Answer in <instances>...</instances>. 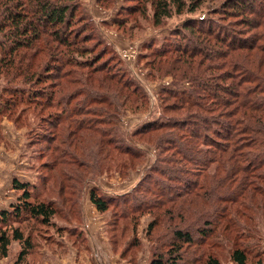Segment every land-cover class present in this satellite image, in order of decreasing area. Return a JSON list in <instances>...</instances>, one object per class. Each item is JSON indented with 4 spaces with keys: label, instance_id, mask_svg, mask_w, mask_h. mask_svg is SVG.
I'll return each mask as SVG.
<instances>
[{
    "label": "rangeland",
    "instance_id": "obj_1",
    "mask_svg": "<svg viewBox=\"0 0 264 264\" xmlns=\"http://www.w3.org/2000/svg\"><path fill=\"white\" fill-rule=\"evenodd\" d=\"M152 1L77 0L69 33L73 37L78 36V46L91 47L92 54L100 52L98 62L105 65L102 71H96L94 68L88 71L87 68L80 69V73H70L73 83H67V87L61 90L59 83L64 82L61 78L52 77L39 83L28 80L35 70L45 71L46 59L43 53L47 35H43L38 41L34 47L37 50L31 51L26 57L20 58L23 51L13 57V53L0 50V93L5 86L15 85V89L4 95L11 98L10 106L0 111V212L15 209L14 205L19 202L22 190L14 187V179L37 183L41 189L38 200L49 199L58 211L51 225L32 219L28 215L17 220L11 214L7 224L0 220V230H8L12 235L13 228L19 227L25 236L30 235L32 238L33 249L20 264H151L161 253L169 256L168 250L172 248L174 231L187 227L191 228L195 242L190 245L184 241L181 243L183 248L180 253L185 263L195 262L211 253L219 258L221 264H235L231 259V250L242 246L248 250L249 261L264 264V178L256 180V189L251 184L250 187L254 189L252 198L239 197L240 201L246 198V205L240 208L245 215L238 216L231 210L222 214L221 206L234 205L228 201L230 199L226 201L217 196L220 193H233L237 177L228 183V189H222L221 177L225 179L226 175V171L222 169L218 178L213 179L215 186L207 190V193L205 190L199 191L198 194H195V190L189 194L176 193L175 186H178V181L174 180V176L181 179L192 175L191 171L183 172L179 168H196L194 163L182 159L181 150L179 152L171 145L170 139L178 138L181 141L186 140V146H192L186 133L181 129L174 131L176 128L173 130L171 124L159 130L151 129L142 134H134L142 122L166 119L165 116L177 120L186 118L198 110L195 106L190 108L182 104L173 96V92L163 90L167 88L179 92L193 86L189 71L183 72L186 66L182 61L189 62L192 59L199 63L201 71L193 75L209 77L225 72L229 66L227 64L220 69L204 70L210 62L221 63L226 60L229 63L230 60L238 58L234 51L230 54L233 59L227 56L220 59L211 48L215 41L208 40L207 35L197 32H192V37L206 46L208 53L217 57L215 60L214 57L212 60L206 59L202 66L201 55L189 60L188 55L180 52L156 54L158 52L155 50L165 44L188 43L182 39V33L176 35L183 23L194 21L193 23H200L204 28L211 23L214 28L231 27L248 31V34L263 33L258 41L263 45L264 25L250 28L245 25V14H233V11L222 13L221 10L216 12L215 9L221 7L225 0H187L181 13L176 11V7L170 17H162L160 23H157L153 16ZM189 4L199 5L191 13L188 11ZM130 6L134 8L129 10ZM254 18L252 15V21ZM47 27L53 29L50 24ZM0 37H3L2 33ZM54 44L56 45V42ZM188 45L189 48L193 46L191 43ZM216 48L225 49L221 43L216 44ZM55 52L57 53V50ZM237 52L249 55L247 50ZM260 55L255 51L254 55L248 56L246 60L250 61L252 57L255 71L264 76V68L258 69ZM37 57L42 59V65ZM61 57L63 54L60 52V60L51 59L49 62L60 63ZM9 58L15 61L12 67L7 65ZM175 60H178L177 64L174 63ZM31 62L35 69L30 67V74L27 75V69L24 67L30 66ZM17 65L20 68L13 72ZM243 66L246 68L244 64ZM107 72L112 73L111 77ZM125 80L132 84H126ZM210 82L215 83L214 79ZM228 84L230 80L227 86ZM29 85L36 90L34 93L23 91L24 86L29 88ZM135 88L138 90L134 91ZM78 89L80 90L74 95L69 108L72 109L77 103L85 106V111H82L87 118H101L98 124L100 127L111 126L118 142L124 145L127 142L133 143L140 150L139 154L132 157L121 153L119 148L105 146L110 136L108 134L95 133L80 137L84 130H76L73 134V125L68 123L60 135H57V126L53 127L46 119L51 112L60 110V96L70 95ZM50 92L54 94L51 107L39 104L37 100L41 98L45 101ZM219 92L225 96V92ZM35 94H38V99L29 101V95ZM99 94L104 98L94 101L93 98ZM1 100L2 96L0 102ZM211 100L206 96L202 102L209 105ZM95 112L97 115H94ZM83 116L80 114V117ZM110 117L113 119V125L108 124ZM190 128L193 131L198 130L193 125ZM44 131L55 134V139L52 141L42 137ZM209 136L213 138L215 134L210 132ZM214 166L215 163L210 168ZM157 168L165 169L164 175ZM258 172L264 173V169ZM143 178V185L149 190L143 195L141 190H144V187L141 188L137 194L131 195L127 204L132 207L133 204H140L143 198L145 200L141 208L145 209L132 212L128 206V214L122 216L123 208L119 209L112 204L108 210L100 211L91 200L92 191L106 196L129 193ZM73 183L75 188L68 186ZM170 184L175 186L167 191L169 189L164 185ZM161 190L168 193L165 194ZM37 191L35 189L32 193ZM133 196L139 198L135 199ZM149 200L153 205L146 207ZM216 217L219 222L218 225L215 224L217 227L214 233L200 243L201 235L197 226L202 227L205 225L204 220H211L209 226L212 227ZM21 245L20 241L13 239L9 254L1 259V264H15Z\"/></svg>",
    "mask_w": 264,
    "mask_h": 264
},
{
    "label": "trees",
    "instance_id": "obj_2",
    "mask_svg": "<svg viewBox=\"0 0 264 264\" xmlns=\"http://www.w3.org/2000/svg\"><path fill=\"white\" fill-rule=\"evenodd\" d=\"M186 1L187 0H153V16L157 19V23H160L162 17H170L172 11L176 7H178L176 11L181 13L186 7ZM77 4V0H0V33L3 34V37H0V50L13 53V57L15 54H20V52L23 51L20 58L26 57L31 51L37 50V48L34 47L43 35H47L46 46L44 47L45 52L43 53V57L46 59V63L44 64L45 71L36 72L35 70V72H33L34 74L32 73L28 80H34L36 83H39L43 80L51 79L52 77L61 78L64 81L61 82V84L59 83L61 90L67 87V83L71 82L70 85L73 83L69 76L72 72L80 73V69L85 70L87 68L88 71L92 68L96 71L103 70L102 67H104L105 63L101 65L98 62L100 52H94L92 54L90 53L92 51L91 47L78 46V36L73 37L71 36L72 34L69 33L71 29L70 26L73 24ZM198 5L199 4L187 5L188 11L192 13L197 9ZM131 8L134 7L130 6L129 10H131ZM219 10H221L222 13H225L224 11H229L226 13H231V11H233V14H245L244 21H247L245 25L250 28L264 25V0H225L221 7L215 9L216 12ZM252 15L253 18L255 17L253 21L251 19ZM193 22L194 21H191V23L186 21L181 25L180 31L176 33V35L182 33V39L191 43L193 45L192 48H189L188 43L182 42L177 44H165L161 48L155 50L158 52L156 54L165 55L171 51L180 52L185 56L188 55L187 58H189V60L194 56L201 55L202 63L200 64L203 66V61H206V59L212 60L214 56L208 53V48H206V46L194 40L192 32H197L200 33V35H207L208 40L213 39V41H215V44L212 45L211 48L214 54L217 53V57L220 59L226 56L230 57L231 52L234 53V51L238 58H235L234 61L230 60L229 63L228 61L226 62V60L221 63L210 62L205 68L202 67L204 70L208 71L213 68L220 69L223 65L226 67L227 64H229L225 72L223 71L220 74L217 73L209 77L201 74H196L197 76L193 75L195 72L201 71L199 63H195L192 59L189 62H187V60L182 61L186 66V70H183V72L186 73L187 70L189 71V75H191L190 79H193V86L179 92L168 90L167 88H163V90L173 92V96L177 97L182 104L190 108L195 106L198 110H195L191 115L186 116V118L177 120L173 117L165 116L166 119L160 118L142 122L136 128L134 134H142L146 131H151V129L159 130L171 124L170 127H172L173 130L176 128L174 131L181 129L185 132L188 138L193 140L190 141L188 139V141L192 143V146H190V144L186 146L188 144L187 141H181L178 140V138H171V145H174L179 152L181 150V154L185 156H181L182 159L186 162L194 163L196 168L192 170H188L186 167L179 168V170L183 172L191 171L192 175H186L181 179H177V177L174 176V180L178 181L176 182L178 186H175V184L164 185L168 187L167 189L169 190L167 191H170L171 188L175 186L177 187L175 189L176 193L179 194H181V192H188L189 194L194 192V190L196 191L195 194H198L199 191L202 190H205V193H207V190L215 186L216 182L214 180L218 178V173L223 169L226 171V175L225 179L221 177L220 184L222 189H228V183L232 182L234 180L233 178L236 177L237 184L235 185L234 194H230V192L228 194L220 193V195L217 196V198L222 197L226 199V201L230 199L228 201L234 205V207L221 206V212L223 214L225 211L231 210L238 216H243L245 213H243L240 208L246 205V198L240 201L239 197L247 196L252 198L253 196L251 193L257 188L254 183L256 180H262V178H264V173L258 172L260 169H264V76L255 71L252 57L250 61L246 60L248 56H253L256 51L261 54L258 69L261 70L264 68V45L258 42L261 38L260 35H263V33L248 34V31L236 30L231 27L222 28L217 26V28H214L211 23L207 28H204L200 23L198 25L197 22ZM48 24L53 26L52 30L47 27ZM209 36L212 38H209ZM54 42H56V45ZM218 43H221L225 49L219 50L216 48V44ZM56 50L57 53L55 52ZM244 50H247L249 55H243L242 52H237ZM60 52L63 54L60 63L52 64V62H49L51 59L60 60V58H58ZM217 57H214V60ZM230 58L233 59L232 56ZM3 60H5L6 63V59L3 58ZM37 60L42 65V59L40 60L37 57ZM177 61L178 60H175L174 63L177 64ZM179 61L181 62V60ZM14 62L12 58H9L7 65L12 67ZM17 64L19 65L20 63L18 62ZM243 64L248 70H246ZM18 65L13 72L20 68ZM30 67L35 69L32 62L30 66L26 65L24 67L27 69V75L30 74ZM106 74H109V77L112 75L110 72ZM100 79L101 76H99V80ZM213 79L215 83L210 82V80ZM229 80L230 84L227 86ZM223 81H225V83ZM125 83L129 84L130 81L125 80ZM31 87L32 85H29V88L24 86L23 91L34 93L36 90H33ZM12 89H15V85L11 87L5 86L1 89L0 96H2V100L0 102V111L10 106L11 98L5 97L4 95ZM79 90L80 89L67 96H60V100H57L60 110L54 113L51 112L46 119L53 127L57 126V135H60V132L66 127V123H68L69 125H73V134L76 130L77 132H80L79 130H84L80 137L95 133H99L100 135L108 134L110 136L107 138L105 146L107 145L109 148H119L121 153L131 155L132 157L139 154L140 150L136 148L133 143L127 142L126 145L119 143L111 126L108 128L100 127L98 124L101 122V120H99L101 118H87L84 113L85 106H81L77 103L74 104L72 109L69 108L74 95ZM135 90H138V88H135L134 91ZM42 91L44 90L42 89ZM219 91L225 92V96H222ZM37 95L38 94H35V96L29 95L28 100L34 101L38 99ZM53 96L54 94L50 92V94H47L48 98H45V101L41 98L37 101L40 102L39 104L51 107ZM206 96L212 99L209 105L202 102V99ZM103 98L104 96L99 94L94 97L93 100L99 101ZM84 102H86V100ZM80 114L84 116L80 117ZM94 115H97V113L95 112ZM112 120V117L108 118V124L113 125ZM114 124H116V121ZM191 125L198 130H191ZM210 132L215 134L213 138L209 136ZM42 137L53 141L55 139V134H49L47 131H44ZM244 149H247V151H244ZM99 152H97V154H99ZM214 163L215 166L210 168ZM157 169L164 175L165 169ZM175 181L172 182L175 183ZM13 183L15 188L22 190L19 202L17 205H14V208L16 207L15 209H11V211H1L0 220L4 224H7L11 218V214H13L14 219L17 220L28 215L32 219H37L44 224L51 225L53 223L52 219L58 211L55 204L49 199L42 201L38 200L41 189L37 183L18 179H14ZM157 183L162 184L158 181ZM143 184L144 178L138 182L133 191L131 190L126 194H114L113 196H106L103 193L98 194L92 191L91 200L100 211L108 210V207L113 204L114 206H118L119 209H124L121 211L122 216L127 215L128 206L131 207L127 204L130 202L131 195L137 194V191H140L141 188L144 187ZM251 184L254 185V189L250 187ZM68 186L71 188L76 187L75 183L71 185L68 184ZM30 187L38 191L34 194L32 193L33 190H30ZM148 190L149 188L145 186L144 190L141 191L143 195H145V191ZM161 191L165 194L168 193L165 192V190ZM189 197L194 198L190 195ZM133 198L136 199L139 197L133 196ZM144 200L145 199L142 198L140 204H133L130 208L131 211L135 212L145 209L141 208ZM150 200L148 201L150 203H146V207L153 205ZM237 203H239L238 206L235 205ZM232 218L234 219L235 216ZM213 221L214 225L212 227L209 226L212 222L211 220H204L205 225L202 227L197 226V231L201 235L200 243L214 233L219 219L216 217ZM152 225L153 223H151V228ZM173 236L172 248L168 250L169 256L166 257L164 253H161L159 257L151 261V264H221L219 258L211 253L206 255L205 258H198L195 262H183L182 254L180 253L183 248L181 243L184 241L189 245L194 244L195 238L192 235V230L190 227L178 228L174 231ZM13 239L20 241L22 244L15 264L24 262L31 253L34 245L31 242L32 238L30 235L25 236L19 227L13 228L12 235L8 230H0V264L1 259L8 256ZM230 255L235 264H255L249 261L246 247L236 246L231 250Z\"/></svg>",
    "mask_w": 264,
    "mask_h": 264
}]
</instances>
